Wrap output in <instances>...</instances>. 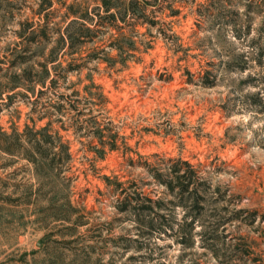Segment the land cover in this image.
I'll return each mask as SVG.
<instances>
[{"label":"rangeland","instance_id":"obj_1","mask_svg":"<svg viewBox=\"0 0 264 264\" xmlns=\"http://www.w3.org/2000/svg\"><path fill=\"white\" fill-rule=\"evenodd\" d=\"M129 1L0 0V264H264V0Z\"/></svg>","mask_w":264,"mask_h":264},{"label":"trees","instance_id":"obj_2","mask_svg":"<svg viewBox=\"0 0 264 264\" xmlns=\"http://www.w3.org/2000/svg\"><path fill=\"white\" fill-rule=\"evenodd\" d=\"M132 0L129 1V3L125 4V10L127 11L126 14H131V16H136L135 13H131V5ZM105 9L107 12H111L113 9H118V5L113 4V0H103ZM111 17L115 18L117 16L116 13L111 12ZM257 97V96H256ZM258 100V101H257ZM256 102H261V99L258 96V99L256 98ZM24 141L25 144L19 143L20 147V155L29 162V164L33 165L35 173L37 176H41L43 173L52 174L56 176H61V173L64 169H67L70 161H72V154L70 152V145L66 143H62L61 137L52 135L47 128H42L39 130L30 129L27 128L25 130L24 134ZM178 171H175V174ZM161 175H158L157 178L161 180L163 184L170 187L171 189H174L171 185V182L164 181L163 179H160ZM178 179V186L181 188L182 193H187L189 191V186L191 184L190 181H185L186 176L185 175H177ZM128 201L125 200L123 202V208L122 210L127 211L129 208L135 209V207H132V204L129 203L126 205ZM158 205L161 204L159 202H156ZM129 206V207H127ZM161 206V205H159ZM137 208V207H136ZM149 205H143L142 208L139 209V211H147L149 209ZM192 229L193 225L189 231L188 234L183 233L182 239L188 237H192ZM203 240V244L206 249L210 251V253L214 256V258L217 261H222L221 259V252L229 250L232 247H236L231 244L223 243L221 241H218L217 237L214 236H208V231L205 230L203 234H201ZM191 246V245H186ZM225 247V249L223 248ZM247 252V251H246ZM244 256V255H243ZM254 264H263L260 263L258 259H253Z\"/></svg>","mask_w":264,"mask_h":264}]
</instances>
